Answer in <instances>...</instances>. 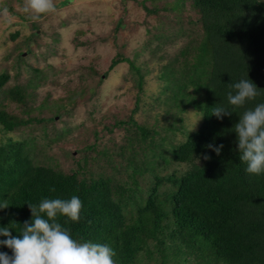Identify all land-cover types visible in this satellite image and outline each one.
Instances as JSON below:
<instances>
[{
  "label": "trees",
  "instance_id": "1",
  "mask_svg": "<svg viewBox=\"0 0 264 264\" xmlns=\"http://www.w3.org/2000/svg\"><path fill=\"white\" fill-rule=\"evenodd\" d=\"M162 9L172 16L169 23L177 26L179 36V47L157 67L154 103L162 114L155 115L153 126L138 123L136 97L126 120L113 118L104 127L109 133L118 128L131 133L118 148L125 163L110 164L123 172L124 181L89 169L85 156L71 174H64L56 165L34 160L31 152L44 149L38 141L7 139L0 143V202L7 200L10 207L0 208V228L13 224L16 237L31 221L27 204L75 195L82 209L79 220L67 225L71 235L80 242L107 244L116 253L115 264H264V174L246 172L233 129L245 109L222 119L212 115L215 106L227 104L229 86L241 79L253 82L259 93L245 108L264 103V0H174ZM157 11L146 9L160 16ZM120 63H127L135 89L142 92L147 62L117 54L104 75ZM34 72L37 82L44 79L39 70ZM98 75L94 68L80 75L89 85L81 83L70 92L67 88V97L54 101L56 112L53 108L47 119L32 116V109L19 115L0 109V134L53 123L80 101L94 100ZM9 79L0 73V90ZM33 84L6 90L7 101L25 106L32 95L29 88L37 86ZM42 108H47L44 101L34 110L40 114ZM193 111L199 124L189 131L184 121ZM177 132L184 138L174 143ZM209 144L223 145L220 154L207 148ZM94 148L95 142L82 150ZM98 155L112 158L106 152ZM0 253L12 255L2 245Z\"/></svg>",
  "mask_w": 264,
  "mask_h": 264
},
{
  "label": "rangeland",
  "instance_id": "2",
  "mask_svg": "<svg viewBox=\"0 0 264 264\" xmlns=\"http://www.w3.org/2000/svg\"><path fill=\"white\" fill-rule=\"evenodd\" d=\"M172 1L54 0L56 11L33 22L20 10L23 0H0V9H8L7 18L0 19V73H7L10 77L0 90V109L13 115L32 109V116L47 119L53 115L54 101L66 98L70 90L81 83L89 85L88 78L82 80L80 75L94 68L100 80L94 100L80 101L71 112L55 116V123H34L19 132L0 134V143H6L7 139L33 138L44 148L31 152L37 162L56 165L62 173L71 174L76 161L85 156L89 160V169L112 176L116 181H124L123 172L114 171L110 164L125 163L124 157H119L118 148L126 143L131 133L122 128L109 133L104 127L110 125L113 118L126 120L136 97L140 104L134 119L140 124H156L153 123L157 118L155 115L162 112L161 106L154 103L159 89L157 67L179 47L177 26L169 23L172 16L166 15L162 9ZM145 8H156L160 16L147 13ZM119 22L123 25L118 26ZM117 54L133 61L147 62L142 92L135 89L136 81L130 75L127 63L116 65L104 75ZM34 70L41 72L42 81L37 82ZM92 79L91 87L97 81L96 76ZM31 81L37 86L29 88L32 95L25 106L7 101L6 90L17 85H31ZM43 101L47 108H42L43 112L39 114L34 109ZM63 107L68 111L71 109L70 105ZM191 113L184 121L189 131L199 124L194 111ZM183 138L184 134L179 132L172 137L174 143ZM94 142L93 151L82 150L85 144ZM103 152L112 158L98 155ZM172 169L164 172L169 174Z\"/></svg>",
  "mask_w": 264,
  "mask_h": 264
},
{
  "label": "clouds",
  "instance_id": "3",
  "mask_svg": "<svg viewBox=\"0 0 264 264\" xmlns=\"http://www.w3.org/2000/svg\"><path fill=\"white\" fill-rule=\"evenodd\" d=\"M20 10L28 19L38 22L43 16L54 13L56 6L54 0H23ZM7 16L8 9H0V19ZM229 87L227 104L215 106L212 115L222 119L231 116L236 109H245L233 128L239 159L247 165V173L260 176L264 174V103L245 108L259 94L249 79H241ZM206 147L219 155L223 145L209 144ZM204 159L210 157L204 156ZM27 205L32 218L24 223L18 236L11 234L13 224L0 228V236L7 238L0 240V245L12 252L11 256L0 253V264H115L113 258L116 253L107 244L80 242L71 235L67 225L79 220L82 209V202L77 196L67 200L45 198L38 205ZM8 207L7 200L0 202V208Z\"/></svg>",
  "mask_w": 264,
  "mask_h": 264
}]
</instances>
